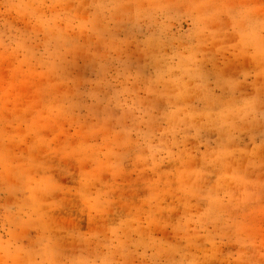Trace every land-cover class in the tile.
I'll use <instances>...</instances> for the list:
<instances>
[{
	"label": "rangeland",
	"instance_id": "374dc122",
	"mask_svg": "<svg viewBox=\"0 0 264 264\" xmlns=\"http://www.w3.org/2000/svg\"><path fill=\"white\" fill-rule=\"evenodd\" d=\"M0 264H264V0H0Z\"/></svg>",
	"mask_w": 264,
	"mask_h": 264
}]
</instances>
